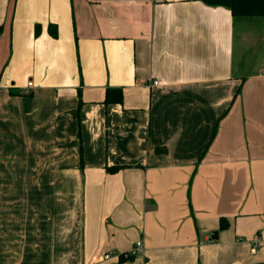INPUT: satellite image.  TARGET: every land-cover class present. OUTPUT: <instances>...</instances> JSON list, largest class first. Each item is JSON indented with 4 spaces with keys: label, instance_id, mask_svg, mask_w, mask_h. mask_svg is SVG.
<instances>
[{
    "label": "crops",
    "instance_id": "crops-1",
    "mask_svg": "<svg viewBox=\"0 0 264 264\" xmlns=\"http://www.w3.org/2000/svg\"><path fill=\"white\" fill-rule=\"evenodd\" d=\"M0 264H264V20L0 0Z\"/></svg>",
    "mask_w": 264,
    "mask_h": 264
},
{
    "label": "trees",
    "instance_id": "trees-1",
    "mask_svg": "<svg viewBox=\"0 0 264 264\" xmlns=\"http://www.w3.org/2000/svg\"><path fill=\"white\" fill-rule=\"evenodd\" d=\"M208 5H223L230 9L234 17H263L264 0H199ZM123 93L121 88H106L105 103H122ZM220 227H226L225 219L221 218Z\"/></svg>",
    "mask_w": 264,
    "mask_h": 264
},
{
    "label": "built area",
    "instance_id": "built-area-1",
    "mask_svg": "<svg viewBox=\"0 0 264 264\" xmlns=\"http://www.w3.org/2000/svg\"><path fill=\"white\" fill-rule=\"evenodd\" d=\"M27 85L31 86L32 82H28ZM147 134L148 133L146 130L143 131V136H147ZM253 250L254 249H252V251ZM143 252H144V245H143L142 240L140 239L134 243V246L128 252H125L123 254V257L129 259V258L135 257L139 254H142ZM110 257H111V254H109V253H105L103 256L104 259H109Z\"/></svg>",
    "mask_w": 264,
    "mask_h": 264
},
{
    "label": "water",
    "instance_id": "water-1",
    "mask_svg": "<svg viewBox=\"0 0 264 264\" xmlns=\"http://www.w3.org/2000/svg\"><path fill=\"white\" fill-rule=\"evenodd\" d=\"M211 236H212L213 238H216V232H213V233L211 234Z\"/></svg>",
    "mask_w": 264,
    "mask_h": 264
},
{
    "label": "rangeland",
    "instance_id": "rangeland-1",
    "mask_svg": "<svg viewBox=\"0 0 264 264\" xmlns=\"http://www.w3.org/2000/svg\"><path fill=\"white\" fill-rule=\"evenodd\" d=\"M259 19H261V20H264V18L263 17H258Z\"/></svg>",
    "mask_w": 264,
    "mask_h": 264
}]
</instances>
